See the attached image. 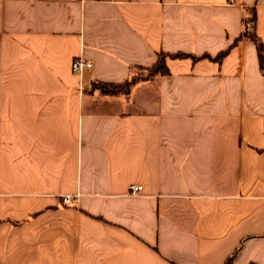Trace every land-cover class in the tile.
I'll list each match as a JSON object with an SVG mask.
<instances>
[{"label": "crops", "instance_id": "obj_1", "mask_svg": "<svg viewBox=\"0 0 264 264\" xmlns=\"http://www.w3.org/2000/svg\"><path fill=\"white\" fill-rule=\"evenodd\" d=\"M229 258L264 264V0H0V264Z\"/></svg>", "mask_w": 264, "mask_h": 264}, {"label": "trees", "instance_id": "obj_2", "mask_svg": "<svg viewBox=\"0 0 264 264\" xmlns=\"http://www.w3.org/2000/svg\"><path fill=\"white\" fill-rule=\"evenodd\" d=\"M253 22H254V13L252 12V15L249 19V23L251 24L252 27H253ZM244 35L246 37H249V38L251 37L256 41L258 60H259L260 67H262L263 66V48H262L261 42L257 41L256 37L252 33L249 32L248 27L244 28ZM177 56H184V54H179ZM165 57H166V55L164 53H159L156 63L152 67L147 68L146 69L147 73H145V74L140 73V74H137L135 76H132L129 80H126L123 83L94 82L95 86H92V89H98L104 94H116L119 92H128V90L130 89V86L137 79L146 78L149 75H152L155 73H161V74L167 73V66L165 64ZM92 85H93V83H92ZM230 261H231V258H229L227 260V264L230 263Z\"/></svg>", "mask_w": 264, "mask_h": 264}, {"label": "built area", "instance_id": "obj_3", "mask_svg": "<svg viewBox=\"0 0 264 264\" xmlns=\"http://www.w3.org/2000/svg\"><path fill=\"white\" fill-rule=\"evenodd\" d=\"M245 27H249L250 23L249 21H245L244 22ZM92 66V62L89 60H86L82 57H76L71 64V69L73 72L75 73H80L82 71L83 68L85 67H91ZM141 190V186L138 184H131L129 186V191L131 194H137L139 191ZM72 198L70 195H65L62 198V201L64 203H70L72 201Z\"/></svg>", "mask_w": 264, "mask_h": 264}, {"label": "rangeland", "instance_id": "obj_4", "mask_svg": "<svg viewBox=\"0 0 264 264\" xmlns=\"http://www.w3.org/2000/svg\"><path fill=\"white\" fill-rule=\"evenodd\" d=\"M140 73H142V74H145V73H147L146 71H140L138 74H140ZM92 86H95V83H93V85Z\"/></svg>", "mask_w": 264, "mask_h": 264}]
</instances>
